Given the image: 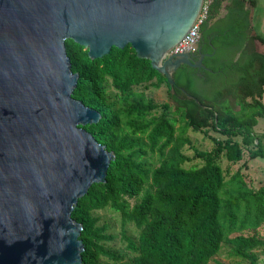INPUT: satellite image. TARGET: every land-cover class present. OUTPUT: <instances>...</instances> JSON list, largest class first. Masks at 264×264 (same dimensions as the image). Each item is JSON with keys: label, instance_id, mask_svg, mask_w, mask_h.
I'll return each mask as SVG.
<instances>
[{"label": "trees", "instance_id": "16d2710c", "mask_svg": "<svg viewBox=\"0 0 264 264\" xmlns=\"http://www.w3.org/2000/svg\"><path fill=\"white\" fill-rule=\"evenodd\" d=\"M255 4L211 0L199 47L212 56L203 60L206 69L181 65L173 94L166 77L129 45L90 62L87 50L65 42L78 74L72 98L101 115L84 128L114 154L104 186L91 185L71 213L82 226V264H209L223 244L255 264L254 252L264 251V239L242 235L264 223V183L248 185L246 161L234 172L221 166L264 158V132H254L264 118V37L254 32L248 8ZM148 84H164L168 101L159 105L134 90ZM176 117L184 122L178 134ZM189 129L213 147H192L188 157L182 149L191 144ZM194 159L201 164L185 166ZM104 210L118 215L123 229H135L121 234L127 260L107 244L113 237L98 216Z\"/></svg>", "mask_w": 264, "mask_h": 264}, {"label": "water", "instance_id": "95a60500", "mask_svg": "<svg viewBox=\"0 0 264 264\" xmlns=\"http://www.w3.org/2000/svg\"><path fill=\"white\" fill-rule=\"evenodd\" d=\"M203 0H0V264H82L71 213L104 186L114 154L84 127L98 111L74 100L78 74L65 42L104 58L129 45L166 77L206 69L212 54L167 56Z\"/></svg>", "mask_w": 264, "mask_h": 264}, {"label": "rangeland", "instance_id": "374dc122", "mask_svg": "<svg viewBox=\"0 0 264 264\" xmlns=\"http://www.w3.org/2000/svg\"><path fill=\"white\" fill-rule=\"evenodd\" d=\"M255 6L252 8L248 5V8L251 11L252 16V26L255 33L264 37V0H255ZM136 92H142L147 98L152 99L156 104H163L168 101V88L163 84L159 89H155L152 85H141L134 88ZM264 104V95L262 98ZM177 123V134L179 129L183 126L184 122L181 121L179 117H176ZM256 134H262L264 132V118H260L257 126L254 128ZM187 138L191 141L190 145H186L182 151L190 158L194 155V147L197 150H210L213 147V143L208 139L204 134L200 132H194L190 129L186 133ZM210 136L215 138H221L216 133L210 132ZM156 161V157L154 159ZM246 161V167H241L242 163ZM201 164L199 159H194L191 162L185 163V166L189 165H198ZM222 168H229L231 172L236 171L241 167L245 180L248 185L254 189L258 188L262 183H264V158H257L255 160H248L247 156L237 164H229L225 161L221 162ZM131 204L135 202L134 199L129 200ZM101 224L106 226L107 234L113 237V240L108 241V245L114 248L117 252L125 256L127 260L128 253L125 248V242L121 238L123 230H127L128 234L136 235L135 229L133 226L127 225L123 229L119 216L112 213L109 210H104L98 213ZM243 236H256L261 239H264V223L256 231H246L242 233ZM256 257L255 264H264V251L256 250L254 252ZM209 264H252L248 260H242L235 258L232 255V248L230 245L223 244L220 252L209 262Z\"/></svg>", "mask_w": 264, "mask_h": 264}, {"label": "built area", "instance_id": "2783aa9c", "mask_svg": "<svg viewBox=\"0 0 264 264\" xmlns=\"http://www.w3.org/2000/svg\"><path fill=\"white\" fill-rule=\"evenodd\" d=\"M211 3V0H203V4L200 10V13L188 30L186 35L182 38V40L173 46L168 52L167 56L176 55L181 53L187 54H196L198 51L199 41L201 37V26L205 22L208 14V6Z\"/></svg>", "mask_w": 264, "mask_h": 264}, {"label": "flooded vegetation", "instance_id": "af4514ba", "mask_svg": "<svg viewBox=\"0 0 264 264\" xmlns=\"http://www.w3.org/2000/svg\"><path fill=\"white\" fill-rule=\"evenodd\" d=\"M198 50H199V46H198ZM198 52V51H197Z\"/></svg>", "mask_w": 264, "mask_h": 264}, {"label": "crops", "instance_id": "0c3cea01", "mask_svg": "<svg viewBox=\"0 0 264 264\" xmlns=\"http://www.w3.org/2000/svg\"><path fill=\"white\" fill-rule=\"evenodd\" d=\"M252 17V16H251Z\"/></svg>", "mask_w": 264, "mask_h": 264}]
</instances>
